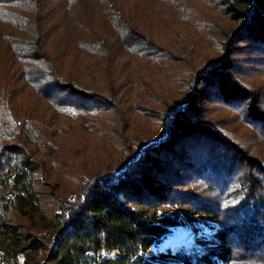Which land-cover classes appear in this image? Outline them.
<instances>
[{
  "label": "trees",
  "instance_id": "16d2710c",
  "mask_svg": "<svg viewBox=\"0 0 264 264\" xmlns=\"http://www.w3.org/2000/svg\"><path fill=\"white\" fill-rule=\"evenodd\" d=\"M71 128L118 150L62 188ZM191 220L213 244L148 254ZM217 262L264 264V0H0V264Z\"/></svg>",
  "mask_w": 264,
  "mask_h": 264
},
{
  "label": "rangeland",
  "instance_id": "374dc122",
  "mask_svg": "<svg viewBox=\"0 0 264 264\" xmlns=\"http://www.w3.org/2000/svg\"><path fill=\"white\" fill-rule=\"evenodd\" d=\"M159 1H167V0H159ZM147 14H148V23L154 21L160 16V15L157 16L154 15V11L152 10L147 12ZM161 20L163 25L161 26L162 30H160L161 35L163 37L165 36L168 39L169 44H171L177 50L178 54L180 55L179 57L180 59L192 58L195 59L196 61H200L205 58L206 53L212 51L206 39L202 38L198 34L195 37L191 36V34L189 33L188 26L184 25L183 23L173 21V19L170 18V16L164 17L163 15V18ZM167 26H169L168 29ZM155 27L157 28V30H159L158 26ZM133 67L134 65L126 68L130 69ZM144 71L145 69H143V72ZM134 91L138 92L140 90H134ZM140 92L143 96H145L144 91L141 90ZM132 97H136L135 92ZM131 106L134 109L131 112L132 117L139 116V112L136 110L137 108L136 104L132 103ZM128 116H130V112L128 113ZM134 122L136 125L140 127L154 131V124L147 119L146 115L141 117L139 120L137 119ZM60 141L64 143L68 149H70V146H73V150L71 151V153L73 155V163L75 164L74 166L65 167V169H67L69 173H68V177L65 178V181L59 182L62 188L66 187L65 183L67 184V187L73 186V177L75 171L78 170L79 165L81 163L84 164L86 168L99 167L101 163L108 162V160L111 159V154H116L118 150L116 145H114L106 138L99 136L97 132H92L88 130L82 131L76 128H71V129H67V131H64L62 138H60ZM67 163H70V161H68ZM52 181L56 182L55 177H53ZM184 227H189V228L192 227L193 229L199 227L202 230L198 232L196 235H194L193 238L191 237L192 242L190 243L189 246L181 244L178 247H173L168 244L167 239L170 238L168 237L165 239L167 240V244H165L162 247H158L159 246L158 244L154 245L152 248L153 253L148 252V254H153V255L160 254L162 251H167L168 246L172 247L171 249L183 248L191 252L203 251L206 248V246L213 244V241H211L207 237V234L215 231L216 228L214 225L203 222L202 220L201 221L191 220L186 225H178L175 228L171 227V229L173 230V234H174L176 232V229H181ZM110 255H112L113 257L118 256L114 252H112ZM18 259L19 261L22 262L24 260V256L20 255ZM217 264L219 263L217 262Z\"/></svg>",
  "mask_w": 264,
  "mask_h": 264
},
{
  "label": "bare ground",
  "instance_id": "6f19581e",
  "mask_svg": "<svg viewBox=\"0 0 264 264\" xmlns=\"http://www.w3.org/2000/svg\"><path fill=\"white\" fill-rule=\"evenodd\" d=\"M202 229L199 227L197 228H189L184 227L181 229H176V232L170 236L168 239V244L173 247H178L181 244H184L186 246H189L192 242L191 237L193 238L194 235H196L198 232H200Z\"/></svg>",
  "mask_w": 264,
  "mask_h": 264
}]
</instances>
